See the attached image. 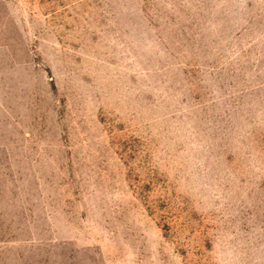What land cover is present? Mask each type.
<instances>
[{
    "label": "rangeland",
    "instance_id": "374dc122",
    "mask_svg": "<svg viewBox=\"0 0 264 264\" xmlns=\"http://www.w3.org/2000/svg\"><path fill=\"white\" fill-rule=\"evenodd\" d=\"M0 264H264V0H0Z\"/></svg>",
    "mask_w": 264,
    "mask_h": 264
}]
</instances>
